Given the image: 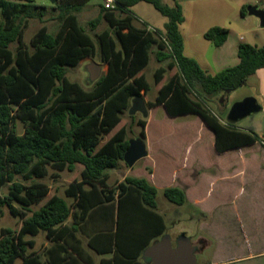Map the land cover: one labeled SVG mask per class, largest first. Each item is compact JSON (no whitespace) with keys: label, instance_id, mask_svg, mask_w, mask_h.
<instances>
[{"label":"trees","instance_id":"trees-1","mask_svg":"<svg viewBox=\"0 0 264 264\" xmlns=\"http://www.w3.org/2000/svg\"><path fill=\"white\" fill-rule=\"evenodd\" d=\"M90 1L57 0L55 5L45 6L33 0H0V218L7 207L21 221L18 230L5 228L0 232V264H14L18 259L23 264H41L29 252L35 246L29 237L44 233L58 243L57 236L66 233L61 227L71 217V231L78 232L91 210L113 204L116 197L119 212L140 199L155 217V231L151 230L141 255L154 239L165 234V220L158 213V190L146 178L127 175L115 187L109 185V171L119 169L129 147V127L122 125L123 116L135 97L151 91L143 71L153 48L160 64L154 73L156 85L163 82L168 70L177 71L160 86L155 100L147 102L149 110L162 106L171 118L198 116L214 133L218 154L260 140L253 132L222 122L198 96H228L246 85L249 77L264 69V45L240 44L239 63L211 75L184 53L180 27L185 17L180 1L172 0L173 5H169L162 0H116L114 10L100 5V14L88 24L92 30L102 20L109 26L96 34L101 61L108 69L91 90H85L67 74L69 68L95 55V40L78 19ZM142 2L167 18L163 32L135 25L132 8ZM246 8L241 9L242 17L247 16ZM51 13L57 14L48 16ZM32 20H56L59 29L51 33L43 25L27 44L24 35ZM204 38L221 47L229 39V30L212 27ZM12 45H16L15 50ZM18 124L22 134L17 131ZM137 125L141 127L139 137L145 140L147 121L140 119ZM76 167L80 168V179L65 190L72 202L57 194L50 196L51 187L41 180L51 177L56 181L61 172H72ZM5 186L8 192L2 195ZM134 192L138 198L132 196ZM163 194L178 206L189 203L179 187H167ZM89 246L99 254L112 251L111 247L110 251H99L92 242ZM111 246L115 255L120 254L117 232ZM62 250L80 256L67 245H62ZM141 255L127 260L139 264L136 260Z\"/></svg>","mask_w":264,"mask_h":264},{"label":"rangeland","instance_id":"rangeland-1","mask_svg":"<svg viewBox=\"0 0 264 264\" xmlns=\"http://www.w3.org/2000/svg\"><path fill=\"white\" fill-rule=\"evenodd\" d=\"M10 1L19 2L21 0ZM33 1L38 5L45 6L56 4H52L51 0ZM162 1L172 5V0ZM249 1L252 2L253 0H219L218 4H211L207 3L208 1L201 0L193 2L192 4L183 3L182 7L185 21L181 25L180 30L186 40L185 55L198 60L200 66L204 70L214 75L225 68L235 66L234 64L239 62L238 55H236L238 52L236 53L235 47H239L240 44L247 43L263 46L264 29L257 27L254 18L239 16L240 3L246 2L245 6L247 7L249 6L247 5ZM258 2L261 7L264 8V0H258ZM100 5H102L101 0H91L88 6L78 14L79 23L95 40V55L83 59L77 67L69 68L67 74V78L71 82L78 83L85 90H91L94 85V83L90 82L88 79L89 74L87 67L89 65H100L102 67V74L106 73L108 69V66L104 65L101 61L100 48L96 34L109 29V26L105 20H102L95 30H92L88 25L91 20L95 19L100 14ZM132 11L135 15L134 22L138 27L151 28L154 31L158 30L160 32L164 31L162 24L167 21V18L158 12L151 4L145 2L139 3ZM53 14L56 15L57 13H51L50 15L48 14V16ZM214 24H224L233 30L224 48L215 46L212 41L206 40L202 35L203 30L211 28ZM43 25H46L51 33H56L59 29V23L56 20H48L44 23L39 20H32L25 31V43L29 44L31 38ZM252 29H255V32H252ZM241 36L244 38L243 41L240 39ZM15 47L16 45H12L11 48L15 50ZM225 57H227L226 62L223 61ZM159 66L154 55H152L149 65L143 71L151 85V91L149 93H141L146 103L155 100L160 86L177 71L176 68L168 70L163 82L156 85L154 73ZM248 80L246 87L229 94L227 96L228 100L224 99L222 103H219V99L225 98L223 95L213 97L198 96V99L204 102L206 108L218 115L222 122H226L227 114L232 105L239 102L238 100L242 101L247 98L246 95L244 97L243 94H247L251 90H253V98L258 100L259 104H263L262 100L257 97L258 91L252 86L251 80ZM191 97L193 99L196 98L195 94H192ZM258 115L259 113L253 114L237 123H233V125H238V123L240 124L244 121L249 122L253 117H257ZM130 116L129 113L125 114L122 122V125L129 127L127 138L130 140L139 137L141 127L137 125V121L140 119L146 120L148 126V139L146 138L145 142L150 154L148 157L140 160L131 169L123 162L120 164L118 170H110L109 175L111 178L109 184L114 185L115 181L120 180L123 173H129L128 175L131 176L146 178L155 186L158 190V211L163 215L167 224L164 235L171 236L174 245L181 234H186L197 248V264H214L215 260L224 259L229 255L236 254L238 251L248 252L250 249L249 243L245 240L244 234L239 229L240 226H236L234 229V225H232V229H228V232L237 235L234 236L235 239L230 240L231 244L227 246L219 244L220 239L218 237L219 235H217L219 233L217 228L219 224L224 223L226 226H230V224L239 225V222L235 215L236 213L230 211L229 206L226 209L217 208L219 193L222 192L225 187L222 186L223 184L213 179L216 177L217 173L214 174L212 170L208 172L207 169L211 167L217 172L221 157H219L214 149V135L208 130V132H200L203 125L201 119L196 115L171 118L167 115L162 106L152 109V111L149 112L148 118H144L141 113H137L134 119H131ZM17 131L19 134L23 133L21 124H18ZM262 148L264 147L261 144V146L258 147L259 151H261ZM234 155L236 154L232 153L229 156L232 157ZM52 172L53 170L50 169V173ZM153 173L154 175H152ZM75 179H80L79 167H76L72 172L68 170L61 172L56 181L51 177H47L41 181L51 187L50 196L57 194L71 203L72 200L66 197L65 190ZM171 186H176L184 190L190 200H193L195 196H201L200 199L204 200V205L196 207L187 203L178 206L169 202L165 198L163 190ZM246 188L249 193H252L254 186L250 184L246 186ZM7 192L8 187L5 186L1 194L5 195ZM254 196L255 193L244 200L242 199L239 203L244 223L253 217L254 208L252 206L255 207V205H259V201L256 202L255 199H262L261 197ZM202 207H205V209ZM36 209L37 208H35V210ZM20 224L21 221L19 218L14 217L9 212V209L5 207L4 214L0 218V232L5 228L18 230ZM201 236L206 237L207 240L211 242L210 245L202 247L203 245L201 246V244L196 243ZM32 238H34L38 244L45 242L44 233ZM14 264H23V261L22 259H18ZM243 264L250 263L246 262Z\"/></svg>","mask_w":264,"mask_h":264},{"label":"crops","instance_id":"crops-1","mask_svg":"<svg viewBox=\"0 0 264 264\" xmlns=\"http://www.w3.org/2000/svg\"><path fill=\"white\" fill-rule=\"evenodd\" d=\"M178 1H180L181 5H183V3L192 4L193 2H198L199 0H178ZM201 1H206V2L208 1L207 3L218 4L219 0H201ZM245 3L246 2H241L239 5L240 8L239 16H241V9L243 6L246 5ZM257 4L260 5L258 0L247 2V5H257ZM172 5H173V1H172ZM136 6H134L132 9H134ZM255 20L257 27L260 28L258 26L257 19ZM166 22L162 24L163 29L165 27ZM212 27L226 28L229 30L230 36L231 33L233 32L231 28L225 26L224 24H214L213 26H211V28ZM139 28H144V27H139ZM209 29L203 30L202 35L204 36V34ZM260 29H264V28H260ZM251 31L255 32V29H252ZM183 39H184V46L186 47V40L184 38V35H183ZM240 39L242 41L244 40L242 36ZM225 44L221 46V48H224ZM255 46L257 45L255 44ZM235 49L237 53L238 46L237 48L235 47ZM155 50H156L155 48L152 49L153 53H151V59H152V55H154ZM236 55H238V53ZM226 58L227 57H225L223 61L226 62L227 60ZM196 61L198 62V60ZM238 63L239 62L235 63L234 65H237ZM198 64L200 65V62H198ZM249 79L252 82V86L258 91V96L257 95L256 96L262 100L263 104H259L257 100L258 104L261 106V111L259 112V115L257 117H253L249 122L244 121L240 124L238 123V125H235V127L242 132H247V133L253 132L257 134L259 137H262L264 135V69L258 70L255 74L249 77ZM246 86L247 84L242 86L238 90ZM252 91L253 90H251L247 94H243L244 97L245 95L246 97L249 96L253 97L254 95ZM151 111L152 110H150V112ZM202 124L203 125L200 129V132L201 131L204 132L208 130L214 135V133L208 127H206L204 123ZM146 138L148 139V126L146 127ZM214 140H215V136H214ZM260 146H261L260 142H257L253 145L229 150L228 152L222 154L217 153L219 157H221V159L219 160L220 163H219L218 171L216 172L211 167L207 169L208 172L212 170L214 174L217 173L216 177L213 176L214 177L213 179L215 181H218V183L223 184L222 186L225 187L223 191L219 193L217 208L226 209L229 206L230 211L236 213L235 215L239 222V225L230 224V226L229 225L226 226V224L224 223L219 224V226L217 227L219 231L217 235H219L218 237L220 239L219 244L227 246L231 244L230 241L231 239H235L234 236L237 235L228 232L229 230L232 229L231 226L234 225L233 226L234 229L236 228V226L238 227L240 226L239 229L244 234V238L249 243V247H250L248 252L238 251L236 254L229 255L224 259L215 260L214 264H243L246 262H249L250 264H264V148H262V150L259 151L258 147ZM232 153H235L236 155L230 157L229 155ZM128 174L129 173L127 174L125 173V177ZM152 175H154V173ZM125 177L121 176L120 180L115 181L114 185H110V184L109 185L111 187H115L118 183L122 182ZM250 184L254 186L252 193H249L246 188V186ZM254 193H255L254 197H261L262 199H258V200L255 199L256 202L259 201L258 202L259 205H255V207L252 206L254 208L253 210L254 213L252 214L253 217L250 218L246 223H244V220H242L243 219L242 210L239 203L242 199L244 200L245 198L254 195ZM131 194L134 198L139 197L135 192ZM200 197L201 196H195L193 200H190L189 196L187 195L189 203L192 204V206H196V207H201L202 205H204L203 203L204 200H201ZM202 208L205 209V207ZM158 213L162 215L159 211ZM154 221H155L154 215L147 210V208L142 204L140 199L133 206L129 205L120 208V212H119L117 197H116L113 204L104 205L91 210L88 216L86 217L85 221L82 223V229L78 232L71 231L72 222H73V219L71 217L61 227V229L66 228V233L62 237L61 234L57 236V238L60 237L58 239L59 244L55 243L53 240H48L45 234H44L45 242L44 243L41 242L40 244H38L34 238L29 237L28 239H31L35 242L34 248L31 249L29 252L37 256L41 264H130V262L127 259L135 258L138 255H141L142 247L149 242L152 234L151 230H153V232L155 231V229H152L153 227H155V224L153 223ZM157 225L160 226L159 223H157ZM116 232L118 233V245L120 251V254L117 255L114 254V248H112L111 246V239L112 237L115 236ZM161 237L154 239L151 242V244L158 241ZM102 239H104V241H100ZM89 242H92V244L99 251H110L109 250L110 247L112 251L109 254H99L94 249L90 248ZM198 242H200L201 246L203 245L202 247L208 246L211 243L207 240L206 237L203 236H201L198 239ZM62 245H67L68 248L72 249L76 253H80V256H76L75 254L73 256L67 255L62 250ZM144 251L142 255L139 256V258L136 260V262L139 264H147V262L143 259Z\"/></svg>","mask_w":264,"mask_h":264},{"label":"water","instance_id":"water-1","mask_svg":"<svg viewBox=\"0 0 264 264\" xmlns=\"http://www.w3.org/2000/svg\"><path fill=\"white\" fill-rule=\"evenodd\" d=\"M52 4L57 0H51ZM247 16L254 17L258 21V26L264 28V8L260 5L247 6ZM89 80L95 83L102 74V67L98 64L87 67ZM227 100V96L221 99V103ZM261 111V106L253 97H247L232 105L227 114V121L237 123L253 114ZM149 108L143 97H135L128 111L129 115L134 116L141 113L144 118L149 117ZM146 142L143 138L137 137L129 140V147L124 155V162L128 168H133L140 160L148 157ZM125 177V173L122 174ZM197 248L186 234H181L173 245L171 236L164 235L160 240L149 246L143 254V259L148 260L147 264H197Z\"/></svg>","mask_w":264,"mask_h":264},{"label":"built area","instance_id":"built-area-1","mask_svg":"<svg viewBox=\"0 0 264 264\" xmlns=\"http://www.w3.org/2000/svg\"><path fill=\"white\" fill-rule=\"evenodd\" d=\"M101 2H102L103 7L107 10H114L117 6L116 0H101ZM149 30H152V29L149 28ZM260 144H262L264 147V135L260 138Z\"/></svg>","mask_w":264,"mask_h":264},{"label":"flooded vegetation","instance_id":"flooded-vegetation-1","mask_svg":"<svg viewBox=\"0 0 264 264\" xmlns=\"http://www.w3.org/2000/svg\"><path fill=\"white\" fill-rule=\"evenodd\" d=\"M219 102L221 103V100L219 99ZM196 243H199L200 244V242H196ZM174 246H176V243L174 244ZM146 262H148V260H146Z\"/></svg>","mask_w":264,"mask_h":264}]
</instances>
